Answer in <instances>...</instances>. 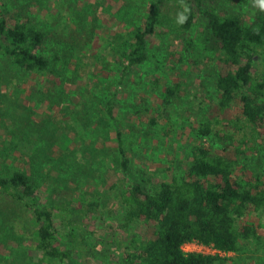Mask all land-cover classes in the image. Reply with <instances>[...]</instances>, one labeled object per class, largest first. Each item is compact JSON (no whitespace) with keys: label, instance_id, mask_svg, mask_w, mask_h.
Returning a JSON list of instances; mask_svg holds the SVG:
<instances>
[{"label":"rangeland","instance_id":"obj_1","mask_svg":"<svg viewBox=\"0 0 264 264\" xmlns=\"http://www.w3.org/2000/svg\"><path fill=\"white\" fill-rule=\"evenodd\" d=\"M43 1L33 24L48 35L43 55L56 56V69L64 75L56 93L48 95L38 88L39 76L0 56V176L12 169L32 175L38 198L53 213L57 236L75 230L72 258L58 263L35 251L32 216L0 192V264H125L117 245L124 238L118 194L130 180L120 170L116 131L132 179L143 173L151 191L183 172L196 144L220 146L212 135L203 140L196 134L214 104L219 54L205 47L200 16L190 30H181L180 8L162 0L146 61L122 74L118 36L143 23L150 0ZM253 1L228 0L225 7L248 18L246 7ZM260 69L253 71L254 81ZM175 85L178 90L164 103L161 93ZM110 99L114 119L105 112ZM261 144L247 162L264 176ZM245 222L264 236V212L238 225ZM241 264H264V242L254 262Z\"/></svg>","mask_w":264,"mask_h":264},{"label":"trees","instance_id":"obj_2","mask_svg":"<svg viewBox=\"0 0 264 264\" xmlns=\"http://www.w3.org/2000/svg\"><path fill=\"white\" fill-rule=\"evenodd\" d=\"M24 1L0 5V56L8 57L23 72L39 76L38 88L54 95L56 90H52L64 74L56 69V56L43 55L48 35L33 24L34 10L40 11L43 0ZM172 1L181 10L179 28L190 30L200 16L205 47L219 54L214 104L196 134L203 140L212 135L220 146L206 141L196 144L183 172L151 191L144 185L143 173L132 179L130 160L122 148L121 133L116 131L120 170L130 180L118 194L124 238L117 245L125 264L254 262L264 236L255 225H238V221L264 212V176L247 162L264 143V7L254 0L246 7V18L226 8L228 0ZM161 2L150 0L143 23L118 36L122 74L146 61L147 39L160 24ZM259 67L254 81L252 73ZM178 88H166L161 93L163 102L168 104ZM114 107L110 99L105 107L110 119H114ZM236 108L239 114L234 115ZM37 190L32 175L23 171L12 169L0 176V192L32 216L33 249L45 259L66 263L72 258L75 230L71 228L65 238L57 236L53 213L38 198ZM193 241L232 256L185 253L182 246Z\"/></svg>","mask_w":264,"mask_h":264},{"label":"built area","instance_id":"obj_3","mask_svg":"<svg viewBox=\"0 0 264 264\" xmlns=\"http://www.w3.org/2000/svg\"><path fill=\"white\" fill-rule=\"evenodd\" d=\"M185 246H187V249H183L182 250L185 252V253H190V252H194V253H197V254H201V255H204V256H229L231 255L232 253H224V252H221L215 248H213V246H206V245H203V244H199L197 242H190V243H186L184 244Z\"/></svg>","mask_w":264,"mask_h":264},{"label":"clouds","instance_id":"obj_4","mask_svg":"<svg viewBox=\"0 0 264 264\" xmlns=\"http://www.w3.org/2000/svg\"><path fill=\"white\" fill-rule=\"evenodd\" d=\"M261 7H264V0H260Z\"/></svg>","mask_w":264,"mask_h":264}]
</instances>
